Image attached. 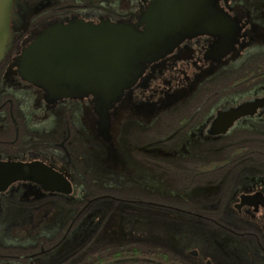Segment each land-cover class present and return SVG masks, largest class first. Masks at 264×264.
<instances>
[{"label":"flooded vegetation","instance_id":"obj_1","mask_svg":"<svg viewBox=\"0 0 264 264\" xmlns=\"http://www.w3.org/2000/svg\"><path fill=\"white\" fill-rule=\"evenodd\" d=\"M160 1H17L0 61V166L43 164L72 192L0 190V264H73L76 245L103 247L102 264H264V0H215L226 34L190 32L108 111L22 75L47 27L134 25Z\"/></svg>","mask_w":264,"mask_h":264},{"label":"water","instance_id":"obj_2","mask_svg":"<svg viewBox=\"0 0 264 264\" xmlns=\"http://www.w3.org/2000/svg\"><path fill=\"white\" fill-rule=\"evenodd\" d=\"M17 1L0 0V61L12 45L11 22ZM186 1L162 0L134 25H51L24 50L22 75L55 98L93 95L97 105L108 111L148 63L172 50L190 32L210 33L213 25L215 33L226 32L228 15L215 0L213 6L208 0ZM192 7L200 18L195 29L189 28ZM210 16H214V22ZM17 180L36 182L50 192H72L64 175L43 164L0 166V190Z\"/></svg>","mask_w":264,"mask_h":264},{"label":"trees","instance_id":"obj_3","mask_svg":"<svg viewBox=\"0 0 264 264\" xmlns=\"http://www.w3.org/2000/svg\"><path fill=\"white\" fill-rule=\"evenodd\" d=\"M93 190L97 191L101 189L96 187V189ZM122 250L124 252H128L131 250H136V248H123ZM73 251H74L72 255L73 264H102L103 261H100L99 259L105 256V249L103 247H97V246L76 245L73 248ZM111 251L115 252V249H112L109 252ZM107 256H109V254Z\"/></svg>","mask_w":264,"mask_h":264}]
</instances>
